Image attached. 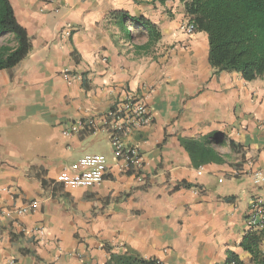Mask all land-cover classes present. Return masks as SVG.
<instances>
[{
    "label": "crops",
    "instance_id": "obj_1",
    "mask_svg": "<svg viewBox=\"0 0 264 264\" xmlns=\"http://www.w3.org/2000/svg\"><path fill=\"white\" fill-rule=\"evenodd\" d=\"M9 2L31 48L0 70V264H107L125 251L158 264H224L232 252L251 264L240 241L250 199L264 195L253 180L264 173V75L211 67L206 34L181 28L183 0ZM119 11L153 23L160 39L147 45ZM128 92L152 115L121 137L143 158L136 172L104 133L62 134ZM210 133L220 160L196 168L180 139ZM91 153L106 157L99 184L56 182Z\"/></svg>",
    "mask_w": 264,
    "mask_h": 264
},
{
    "label": "trees",
    "instance_id": "obj_2",
    "mask_svg": "<svg viewBox=\"0 0 264 264\" xmlns=\"http://www.w3.org/2000/svg\"><path fill=\"white\" fill-rule=\"evenodd\" d=\"M183 7L195 31L204 32L208 43V62L216 71H235L245 81L264 75V0H183ZM120 19H128L148 33V44L160 39L157 27L142 16H129L114 12ZM10 38L0 43V70L10 69L28 54L31 43L26 30L15 19L9 0H0V38ZM215 135L200 139L181 138L194 167L219 161L213 148ZM229 146L232 148L233 144ZM263 230L249 228L240 246L251 255V264H264L262 248ZM243 264L238 256L227 253L224 264ZM107 264H158L155 259H144L133 252L111 253Z\"/></svg>",
    "mask_w": 264,
    "mask_h": 264
},
{
    "label": "built area",
    "instance_id": "obj_3",
    "mask_svg": "<svg viewBox=\"0 0 264 264\" xmlns=\"http://www.w3.org/2000/svg\"><path fill=\"white\" fill-rule=\"evenodd\" d=\"M190 35L195 31L192 23L187 22L181 27ZM69 34V32H66ZM70 79H76L74 75H68ZM152 123V115L145 103L132 93H125L118 103L109 109L103 117H91L74 121L68 129L63 131V136L68 137L81 132H102L112 146L114 155L122 160V167L135 172L143 166V158L136 149L126 148L121 142V137L129 130L139 129ZM106 157L100 153L85 154L79 157L69 168L64 169L56 178V182L62 186L74 188H90L99 184L106 172ZM256 184L264 182V173L256 171L253 174ZM37 206L32 201L26 206L12 210L7 214L22 215ZM247 229L253 228L264 231V195H254L248 205V213L245 218ZM42 234V231H39ZM264 248V238L262 243ZM230 264H234L233 262Z\"/></svg>",
    "mask_w": 264,
    "mask_h": 264
},
{
    "label": "rangeland",
    "instance_id": "obj_4",
    "mask_svg": "<svg viewBox=\"0 0 264 264\" xmlns=\"http://www.w3.org/2000/svg\"><path fill=\"white\" fill-rule=\"evenodd\" d=\"M9 38H10V36H3V37H1L0 38V43L6 42Z\"/></svg>",
    "mask_w": 264,
    "mask_h": 264
}]
</instances>
